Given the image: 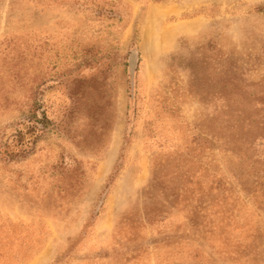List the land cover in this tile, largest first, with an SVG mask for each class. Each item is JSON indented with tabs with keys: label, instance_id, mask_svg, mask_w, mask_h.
Here are the masks:
<instances>
[{
	"label": "rangeland",
	"instance_id": "1",
	"mask_svg": "<svg viewBox=\"0 0 264 264\" xmlns=\"http://www.w3.org/2000/svg\"><path fill=\"white\" fill-rule=\"evenodd\" d=\"M261 101L264 0H0V264H264Z\"/></svg>",
	"mask_w": 264,
	"mask_h": 264
},
{
	"label": "trees",
	"instance_id": "2",
	"mask_svg": "<svg viewBox=\"0 0 264 264\" xmlns=\"http://www.w3.org/2000/svg\"><path fill=\"white\" fill-rule=\"evenodd\" d=\"M260 104L264 106V101H261ZM50 120L48 117V111H43V118L40 119L37 115L35 117H30L28 122H26L24 127L26 131L18 130L16 135L14 136L13 140L6 144L4 153L10 161L21 159L25 157L27 154L31 153L34 149L35 144L37 143L39 137H41V132H43V128L47 127V124L44 122ZM42 123V125H39ZM31 135L27 137V135ZM247 142V141H244ZM255 142V143H254ZM248 141L247 144V151L251 150V147H255L252 151V155L249 157L251 160L256 158V161L264 160V152L259 151L258 147L264 146V134L260 133L255 137V140ZM256 161H253L252 166L256 167ZM260 165H263L260 163Z\"/></svg>",
	"mask_w": 264,
	"mask_h": 264
}]
</instances>
